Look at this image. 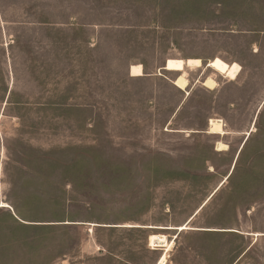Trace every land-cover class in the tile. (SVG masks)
I'll use <instances>...</instances> for the list:
<instances>
[{
    "label": "rangeland",
    "instance_id": "obj_1",
    "mask_svg": "<svg viewBox=\"0 0 264 264\" xmlns=\"http://www.w3.org/2000/svg\"><path fill=\"white\" fill-rule=\"evenodd\" d=\"M215 57L237 81L160 74ZM152 234L264 264V0H0V264H158Z\"/></svg>",
    "mask_w": 264,
    "mask_h": 264
},
{
    "label": "bare ground",
    "instance_id": "obj_2",
    "mask_svg": "<svg viewBox=\"0 0 264 264\" xmlns=\"http://www.w3.org/2000/svg\"><path fill=\"white\" fill-rule=\"evenodd\" d=\"M167 64V65H166ZM208 65H204L200 58H190V59H178L172 58L168 59L165 63L166 72L178 74L176 79H174L173 84L180 90L187 92V89L191 86L190 76L191 72L198 70L211 69L215 73L224 76L231 82L237 81L242 73V67L236 62L228 63L220 57H215L210 60ZM206 72V71H205ZM203 72L200 79L197 81L202 84L205 88L209 90H216L218 87V82L215 76L210 75L204 77L206 74ZM131 77H143L145 75L144 68L142 65H132L130 68ZM204 77V78H203ZM203 78V79H202ZM226 125L224 121L220 119H210L208 126V133L210 135H226ZM219 151H228L229 146L223 142H219L217 146ZM189 224L184 225L178 229V231H185L189 229ZM176 243V237L173 240H169L166 235L152 234L149 236V245L154 250H162L163 253L158 260V264H167L170 252L173 250Z\"/></svg>",
    "mask_w": 264,
    "mask_h": 264
},
{
    "label": "trees",
    "instance_id": "obj_3",
    "mask_svg": "<svg viewBox=\"0 0 264 264\" xmlns=\"http://www.w3.org/2000/svg\"><path fill=\"white\" fill-rule=\"evenodd\" d=\"M248 1H252V0H248ZM58 105H61V104H58ZM246 149L247 148H244L242 150V152H241V154H240V156L238 158L237 164L235 165L234 170L232 171L230 177L227 180H230L231 177L233 175L237 174L238 171H240L242 169V167L245 165V164H239V162L242 159L243 155L245 154ZM188 176H189V174L184 173V172H175V171L173 172V171H169V172H165V176L164 177H165V179H177V178L188 177ZM205 233H207V235H226V234H231L232 235V234H234V233H229V232L228 233L227 232H205ZM208 233H211V234H208Z\"/></svg>",
    "mask_w": 264,
    "mask_h": 264
},
{
    "label": "water",
    "instance_id": "obj_4",
    "mask_svg": "<svg viewBox=\"0 0 264 264\" xmlns=\"http://www.w3.org/2000/svg\"><path fill=\"white\" fill-rule=\"evenodd\" d=\"M167 65V64H166ZM166 65H164V67L163 68H161V70H160V74H161V71H166L165 69H166ZM206 65H208V64H206Z\"/></svg>",
    "mask_w": 264,
    "mask_h": 264
}]
</instances>
